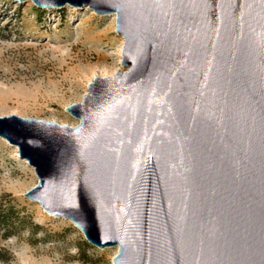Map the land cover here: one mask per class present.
I'll list each match as a JSON object with an SVG mask.
<instances>
[{"label":"water","instance_id":"water-1","mask_svg":"<svg viewBox=\"0 0 264 264\" xmlns=\"http://www.w3.org/2000/svg\"><path fill=\"white\" fill-rule=\"evenodd\" d=\"M33 1L116 14L129 70L68 106L77 126L0 116L25 196L115 264H264V0Z\"/></svg>","mask_w":264,"mask_h":264},{"label":"rangeland","instance_id":"rangeland-1","mask_svg":"<svg viewBox=\"0 0 264 264\" xmlns=\"http://www.w3.org/2000/svg\"><path fill=\"white\" fill-rule=\"evenodd\" d=\"M73 7L0 0V116L77 126L68 106L83 101L96 77L129 70L117 15ZM20 156L18 146L0 137V200H12L23 219L10 237L0 234V264H115L117 246L90 243L71 220L49 216L25 196L40 180Z\"/></svg>","mask_w":264,"mask_h":264},{"label":"trees","instance_id":"trees-1","mask_svg":"<svg viewBox=\"0 0 264 264\" xmlns=\"http://www.w3.org/2000/svg\"><path fill=\"white\" fill-rule=\"evenodd\" d=\"M23 222L21 212L12 204V200H0V234L8 238L14 234L15 229ZM1 253V252H0ZM0 258H3L0 254Z\"/></svg>","mask_w":264,"mask_h":264},{"label":"bare ground","instance_id":"bare-ground-1","mask_svg":"<svg viewBox=\"0 0 264 264\" xmlns=\"http://www.w3.org/2000/svg\"><path fill=\"white\" fill-rule=\"evenodd\" d=\"M114 71H115V70H114ZM112 73H113V72H112ZM117 73H118V72H117ZM117 73H116V74H117ZM116 74H115V75H116ZM115 75H114V76H115ZM110 77H113V76H110ZM0 137H2V136H0ZM3 138H4V137H3ZM4 139H6V138H4ZM6 140H7V139H6ZM17 146H18V145H17ZM71 221H72V220H71ZM72 222H73V221H72ZM73 223H74V222H73ZM74 224H75V223H74ZM75 225H76V224H75ZM76 226H77V225H76ZM77 227H78V226H77ZM117 247H118V250H119V246H117ZM114 263H115V262H114Z\"/></svg>","mask_w":264,"mask_h":264}]
</instances>
